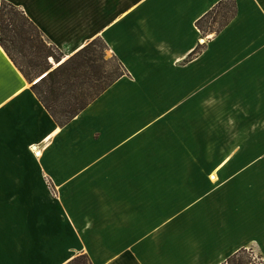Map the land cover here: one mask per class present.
Masks as SVG:
<instances>
[{
	"label": "crops",
	"instance_id": "1",
	"mask_svg": "<svg viewBox=\"0 0 264 264\" xmlns=\"http://www.w3.org/2000/svg\"><path fill=\"white\" fill-rule=\"evenodd\" d=\"M5 1L65 56L102 38L126 74L60 126L0 42V264H264V186L241 180L264 160V0L194 56L219 0Z\"/></svg>",
	"mask_w": 264,
	"mask_h": 264
},
{
	"label": "trees",
	"instance_id": "2",
	"mask_svg": "<svg viewBox=\"0 0 264 264\" xmlns=\"http://www.w3.org/2000/svg\"><path fill=\"white\" fill-rule=\"evenodd\" d=\"M225 4V0H219L197 20V27L204 33L222 32L237 13V6L233 1V14L226 22L220 23L219 29L211 27L213 22L218 21L214 12H218V9H222ZM0 6L1 46L27 79L32 80L33 76L40 78L32 85V90L60 126L68 124L126 74L121 61H119L122 64L120 68L107 69L103 64L104 49L109 46L102 38L93 39L61 62L64 58L62 51L47 41L39 27L21 9L5 0H0ZM211 17V24L206 30L203 23L209 22ZM199 46L190 56L198 53ZM51 59L60 64L53 67ZM245 251V249L240 250L226 263L249 264L243 260ZM67 264H92V262L88 255L83 254L74 257Z\"/></svg>",
	"mask_w": 264,
	"mask_h": 264
},
{
	"label": "rangeland",
	"instance_id": "3",
	"mask_svg": "<svg viewBox=\"0 0 264 264\" xmlns=\"http://www.w3.org/2000/svg\"><path fill=\"white\" fill-rule=\"evenodd\" d=\"M233 1H235V0H225V5L222 7V9H218V12H214V15L216 14V16H217V22H213L212 24L210 23L211 22V19H212V17L211 18H209V22L208 21H205L204 23H203V25H204V29H206L207 30V26H209L210 24H211V27H214V28H216V29H219L220 28V23L222 24L223 22H226V20H227V18L230 16V15H232L233 14V11H234V7H233ZM231 6V7H230ZM1 7V6H0ZM217 11V10H216ZM213 15V16H214ZM224 20V21H223ZM201 31V30H200ZM200 34H201V38L205 41V42H203V41H199V49H198V53L196 54V55H199L200 54V52H202V51H204V50H206V48L208 47V44H207V42H208V39L210 38V37H212L213 35H215L214 34V32H200ZM103 50V49H102ZM74 54V53H73ZM72 54V55H73ZM71 56V55H70ZM70 56H65L64 55V58H63V60L61 61V62H64L67 58H69ZM51 62H52V65H53V67H56L58 64H60V63H58V62H56L54 59H51L50 60ZM120 60L118 59V58H116L115 57V55H114V53L112 52V50L109 48V47H107L106 49H104V56H103V60H102V62H103V64H105V66H106V68L107 69H111V68H116V67H118V68H120V65H122L120 62H119ZM122 67V66H121ZM126 70V69H125ZM40 78H34V76H33V78H32V80H29L30 81V83L33 85L36 81H38ZM205 96H202V95H200L199 96V99L202 101H204L203 103L205 104L206 102H207V99L205 100ZM209 100H211V102H213V100H214V103H213V105L214 106H219L220 108H223L224 110H227V102L230 100V99H227V98H219V97H216V98H209ZM231 101H232V103L231 104H229V105H232V104H234L235 106H236V104H237V101L235 100V98H231ZM240 103L238 104V105H241L243 102V100L241 101L240 99L238 100ZM210 102V103H211ZM237 105V106H238ZM246 106H251V107H254V109H256V108H260L259 106H257L254 102H253V100H249V99H247V101H246ZM222 109V110H223ZM261 109V108H260ZM233 115L234 116H236V114H234L233 113ZM230 116H232V115H230ZM239 117H241V116H239ZM246 118L248 119L249 118V116H246ZM249 120V119H248ZM264 121H262V124H264L263 123ZM256 123V122H255ZM261 136H264V132L262 131L261 132ZM36 150V149H35ZM37 151H39V149H37L35 152H36V154H37ZM213 151H214V146H213ZM235 152V151H234ZM257 152H258V156H260V157H264V147H260V148H258V150H257ZM251 167V166H250ZM256 171H259V173H261V171H263L264 172V160H262V158H260L259 160H258V162L256 163L255 162V165H254V167H252V168H250V169H248L242 176V179L241 180H245L246 182H244L242 185L243 186H246V185H248L249 183H250V181H251V179H250V177L251 178H253V182L254 183H259V187H261V186H264V178H258V180H257V178H254V177H257L256 175H258V174H256V175H252L254 172H256ZM260 175V174H259ZM50 191H51V189H50ZM246 202V201H245ZM243 203V202H242ZM246 251L243 253L244 255H243V257H244V262L246 261V262H249V264H262V260H261V258H262V254L260 253V252H258L257 250H251V249H245ZM227 261H225L224 263H222V264H225Z\"/></svg>",
	"mask_w": 264,
	"mask_h": 264
},
{
	"label": "bare ground",
	"instance_id": "4",
	"mask_svg": "<svg viewBox=\"0 0 264 264\" xmlns=\"http://www.w3.org/2000/svg\"><path fill=\"white\" fill-rule=\"evenodd\" d=\"M37 150V149H36ZM38 152V151H37ZM39 153L41 154V151H39Z\"/></svg>",
	"mask_w": 264,
	"mask_h": 264
},
{
	"label": "built area",
	"instance_id": "5",
	"mask_svg": "<svg viewBox=\"0 0 264 264\" xmlns=\"http://www.w3.org/2000/svg\"><path fill=\"white\" fill-rule=\"evenodd\" d=\"M225 264H227V263H225Z\"/></svg>",
	"mask_w": 264,
	"mask_h": 264
},
{
	"label": "water",
	"instance_id": "6",
	"mask_svg": "<svg viewBox=\"0 0 264 264\" xmlns=\"http://www.w3.org/2000/svg\"><path fill=\"white\" fill-rule=\"evenodd\" d=\"M204 41V40H203Z\"/></svg>",
	"mask_w": 264,
	"mask_h": 264
}]
</instances>
